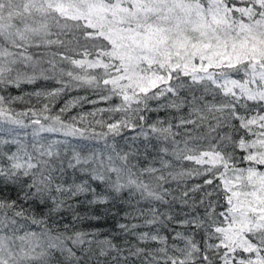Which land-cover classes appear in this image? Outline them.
Instances as JSON below:
<instances>
[{
    "label": "snow or ice",
    "instance_id": "snow-or-ice-1",
    "mask_svg": "<svg viewBox=\"0 0 264 264\" xmlns=\"http://www.w3.org/2000/svg\"><path fill=\"white\" fill-rule=\"evenodd\" d=\"M0 264H264V0H0Z\"/></svg>",
    "mask_w": 264,
    "mask_h": 264
},
{
    "label": "trees",
    "instance_id": "trees-1",
    "mask_svg": "<svg viewBox=\"0 0 264 264\" xmlns=\"http://www.w3.org/2000/svg\"><path fill=\"white\" fill-rule=\"evenodd\" d=\"M53 85L51 84V83H44V84H42V85H40V87H46V88H50V87H52ZM36 86H25V91H28V92H31V91H33L34 90V88H35ZM13 94L15 95V94H17L16 92H13ZM77 94H79V95H85L86 93L84 92V91H80L79 93H77V92H72V93H70L69 95H71V96H75V95H77ZM32 104H36V106L37 107H39L40 105L39 104H37L36 103V98L35 97H33L32 98ZM26 105H24V104H21V103H17L16 105H15V107H17V109L19 110V109H22V108H24ZM28 106H31V105H28ZM59 106V105H58ZM57 106V107H58ZM107 105H105V104H98V105H90V104H84L83 105V108L81 109V108H77V109H74L73 110V114H77L78 112H87V111H92L93 109H94V107H106ZM89 119H91V117H89ZM101 129L99 128V126H97V131H100ZM24 131H27L28 133H30L31 132V129H27V130H21V135L23 136V132ZM28 139H31V136L29 135L28 136ZM74 144L75 143H77V141H75V140H73L72 141ZM99 147H103V142H100L99 143V145H98ZM111 224H112V221H107V224H106V227H110L111 226Z\"/></svg>",
    "mask_w": 264,
    "mask_h": 264
}]
</instances>
